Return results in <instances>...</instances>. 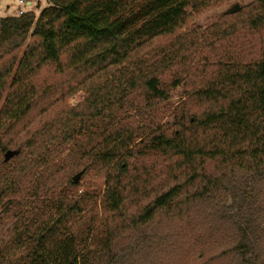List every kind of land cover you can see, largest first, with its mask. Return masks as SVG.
<instances>
[{
	"label": "trees",
	"instance_id": "1",
	"mask_svg": "<svg viewBox=\"0 0 264 264\" xmlns=\"http://www.w3.org/2000/svg\"><path fill=\"white\" fill-rule=\"evenodd\" d=\"M210 2L49 0L39 16L0 18V264H264V54L238 61L264 30V0L243 39L231 25L214 40L177 36ZM193 78L163 131L160 106ZM66 152L103 165L102 218L62 183ZM146 154L163 158L131 174Z\"/></svg>",
	"mask_w": 264,
	"mask_h": 264
},
{
	"label": "rangeland",
	"instance_id": "2",
	"mask_svg": "<svg viewBox=\"0 0 264 264\" xmlns=\"http://www.w3.org/2000/svg\"><path fill=\"white\" fill-rule=\"evenodd\" d=\"M24 2H31L28 6H23L22 9L33 11L37 16L41 14V11H43L44 8L49 7V0H23ZM221 3H217L216 0H211L208 6H205L197 11H192L191 9L188 10V23L187 25L177 34H183L188 33L190 38L196 40L198 36L201 37V41L204 42L208 40H214V34L218 30L219 25H223L222 30L228 29L231 25V27H238V31L234 32L238 34L240 38H244L247 31L242 30V26L244 22H250L252 18L250 17L252 14H250V10L252 6L256 3L257 0H221ZM236 3H239L241 6V11L239 13H243V17H236L237 15L234 14V16H230L228 20H225L222 18V15H225V12L235 5ZM21 9L19 6V0H0V18L2 17H9V16H17L18 11ZM238 13V14H239ZM245 26V25H244ZM230 27V28H231ZM213 33V34H212ZM248 33V32H247ZM212 34V35H211ZM192 35V36H191ZM171 41H169V38L162 39L159 42H156L154 47L161 48L164 47L167 48L169 46ZM203 49V48H202ZM242 50L244 51L242 56H238V61L240 64L247 65L250 61L260 59L263 57L264 54V30L260 31L258 35H254L253 32H249V35L246 40V44L242 46ZM206 54L208 52L206 51ZM197 81L193 78L189 80L186 83L180 84V86L176 89H171L170 92V98L167 101L166 105L160 106V111L157 117V121L159 123V127H163V131H173L176 128L177 122L175 121L176 115L179 113L181 108L186 104L188 100H190L191 97L195 95V92L197 91ZM199 87V86H198ZM86 98V93L84 91H80L71 99L69 100L70 107L76 108L81 104V102ZM59 110L61 107L56 106ZM40 122L39 117H34L31 120L30 129L31 131H34L39 125ZM157 129L152 127L151 129H145L143 132L141 138L138 140L136 144L143 141L151 135L155 130ZM76 152H73L72 155H68L67 152L65 153L67 157L65 156V162L62 164L63 161L57 160V166L62 167V170H66V174L61 171V177H62V183L66 181V177L70 176V178H74L78 175V173H81L83 171V175L81 176V179L76 185L78 191L80 194L84 192L87 197V202L90 206L97 203V207L91 210V213H89V216L94 213H100V218L104 216V210L102 209L100 203L102 201V197L105 193V187H106V176H105V170L103 168V165L98 162H93L92 158H83L81 159V162L77 161L78 155H75ZM145 157L137 156L130 161V173L133 175H137L138 172H135V169L138 171V168L141 169L144 173L145 166H149L150 161H153L157 158H163L161 155H151L146 154ZM1 157L3 158L4 155L2 154ZM14 159V158H13ZM12 159V160H13ZM161 162L163 159H160ZM74 161V162H73ZM15 163L12 164L14 166ZM142 166V167H141ZM62 172L64 174H62ZM141 173V172H139ZM155 187H157V184H155ZM157 189H163V187H157ZM157 190V191H158ZM260 202L264 204V194L260 195ZM141 203H146V201ZM127 207H129L128 214H133V212L136 211V206L132 203H127ZM95 210V211H94ZM97 210V211H96ZM3 236V230L0 227V239Z\"/></svg>",
	"mask_w": 264,
	"mask_h": 264
},
{
	"label": "water",
	"instance_id": "3",
	"mask_svg": "<svg viewBox=\"0 0 264 264\" xmlns=\"http://www.w3.org/2000/svg\"><path fill=\"white\" fill-rule=\"evenodd\" d=\"M240 11H241V6L239 3H236L225 12V15L229 16V15L238 14ZM18 154H19V150L8 151L4 156L5 162L8 163L13 159L14 156H17ZM82 175H83V171H81V173H78V175L73 178V182L75 183V185H78Z\"/></svg>",
	"mask_w": 264,
	"mask_h": 264
},
{
	"label": "built area",
	"instance_id": "4",
	"mask_svg": "<svg viewBox=\"0 0 264 264\" xmlns=\"http://www.w3.org/2000/svg\"><path fill=\"white\" fill-rule=\"evenodd\" d=\"M31 4V2H24L23 0H19V6L21 7V9L18 11V15L17 16H22V15H24V14H26L27 12H28V10L26 9V10H24V9H22V7L24 6H28V5H30Z\"/></svg>",
	"mask_w": 264,
	"mask_h": 264
}]
</instances>
